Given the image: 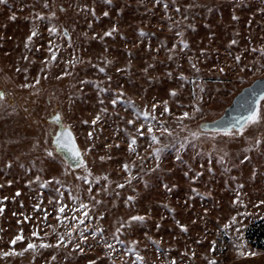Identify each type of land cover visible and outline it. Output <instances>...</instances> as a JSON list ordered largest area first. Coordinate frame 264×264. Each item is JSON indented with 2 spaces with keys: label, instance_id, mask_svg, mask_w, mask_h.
I'll use <instances>...</instances> for the list:
<instances>
[{
  "label": "rangeland",
  "instance_id": "1",
  "mask_svg": "<svg viewBox=\"0 0 264 264\" xmlns=\"http://www.w3.org/2000/svg\"><path fill=\"white\" fill-rule=\"evenodd\" d=\"M59 2L68 8L63 16ZM53 26L57 31L50 30ZM64 29L71 41L63 36ZM261 46L264 0L0 4V90L6 93L0 102V264H131L135 252L126 249L133 240L144 264H172L173 259L175 264H209L213 259L217 264H264V121L236 137L200 129L201 123L221 117L245 87L264 78ZM119 86L123 97L112 104ZM157 101H167L173 113L160 117L165 105L159 103L158 118L180 136H189L183 148L173 143L159 159L153 153L158 145L149 146L148 121L139 114L145 107L152 111ZM260 106L264 112V100ZM196 107L201 111L184 124L189 131L199 130L200 139L176 127L179 114ZM55 111L76 135L87 167L72 169L57 152L54 157L45 154L46 148H55L48 121ZM97 114L101 119L93 125ZM141 123L145 136L136 131ZM132 136L137 138L135 152L128 147ZM256 141L260 143L253 147ZM224 152L228 155L221 162ZM89 188L95 199H90ZM237 197L240 202L234 203ZM80 203L88 205L84 223L62 225L57 219L60 204L67 205L64 216L76 208L74 214L81 217L85 210ZM242 213L248 215H238ZM136 215L143 221H129ZM233 216L242 222L243 236L235 231L237 224L224 228ZM121 220L125 228L114 240ZM21 228L25 239L17 241V251L30 241L39 245L43 240L51 247L39 249L34 261L31 250L4 257ZM97 228L103 233L93 234ZM36 230L39 238L32 236ZM80 232L86 241L79 240ZM59 235L66 239L57 247ZM105 240L113 245L111 253ZM249 251L255 255L240 254Z\"/></svg>",
  "mask_w": 264,
  "mask_h": 264
},
{
  "label": "snow or ice",
  "instance_id": "2",
  "mask_svg": "<svg viewBox=\"0 0 264 264\" xmlns=\"http://www.w3.org/2000/svg\"><path fill=\"white\" fill-rule=\"evenodd\" d=\"M7 0H0V4H6ZM44 6L48 7V0H43ZM165 7H167V5H165ZM177 11H179V8L177 7ZM105 15H107V13H104ZM51 15L54 17L55 16V12H52ZM41 17H43V13L40 14ZM13 19L15 18L14 16L12 17ZM51 31L55 32L57 31V29L55 28V26H53L51 29ZM65 32H67V30L65 29ZM110 34V33H109ZM33 35H35V32H33ZM141 35H144L143 30H141ZM178 35H180L178 33ZM29 40H31V36L28 38ZM233 43H235V41H233ZM256 49H253V51H255ZM260 54L264 55V46H261L260 48ZM53 59H55V57L53 56ZM235 59L237 61L240 60V57L237 56L235 57ZM196 66L193 65V68H195ZM101 71H103V69H101ZM196 71H199V69H196ZM221 71H224L223 68H221ZM170 75V74H169ZM181 78L182 79H186L183 74H181ZM27 79V77H26ZM109 79H111V77H109ZM37 83L39 82L38 80L36 81ZM25 86H30V85H25ZM201 92H204V89L201 88ZM262 93H264V89H262ZM171 95L174 97L176 95V91L175 89L172 90ZM6 97V93L3 90H0V102L4 101ZM123 97V86H119V92L116 96L115 99H113L111 101L112 104H116L121 98ZM200 99L202 100L203 97L201 96ZM260 99L264 100V94L260 95ZM101 103H103V101H101ZM129 103H132L131 101H129ZM159 103H163L165 105L164 109L162 112L159 113L160 117L165 116V114L167 115H173V113L171 112L170 108L167 106V101H157L154 102L151 105V109L152 111H148L147 107H145V109L143 110L142 113H138L142 114L143 118L145 121H148L147 124V134L150 137V141L151 143L149 144V146L151 147L152 145H158V147L153 148V153H154V157L156 159H159L160 153L161 151L168 147L169 145L173 144V143H178L180 145L181 148L184 147L185 142L189 139V136H180L178 132H176L173 127L168 124L165 120H161L158 118L157 114H156V109H157V105ZM181 107H185L183 105H181ZM245 112L247 113V115H244L240 118V120L235 123L232 124L230 127H225V128H221L218 129V132H222L224 135L228 136V137H236V136H243L246 129L253 124L259 123L261 121H264V112H262L261 106L259 105V102L256 101L255 97H253V100L251 103L247 104V106L245 107ZM104 111L106 112L107 109H104ZM201 109L199 107H196L193 109V111L190 113L187 110L182 111L179 116L177 117V123H176V127L181 129L182 131H186L189 132V135L192 138L195 139H200L201 137V133L199 132V130L197 131H189L187 128V125L184 124V120L185 119H192L194 116V113L196 112H200ZM51 119L56 122L57 124L61 125V130L57 133H55V140H54V144H55V148H46L45 154L48 157H54L56 152H60L63 153L68 159H71L77 166L79 165H84L85 167H87L86 162L84 161L83 158V152L80 149L79 145L77 144V138L76 135L72 132L71 127L70 126H63V115L62 113L55 111L52 116ZM101 119V115L97 114L95 116V118L91 121V123L93 125H95L97 123L98 120ZM83 123H88V121H83ZM128 124H133L134 121L133 120H129L127 121ZM140 129H145V124L141 123L139 125V128L136 130L138 132L139 136H145V132L144 131H140ZM159 133V134H157ZM89 137H91L92 133L89 132ZM39 143V142H37ZM260 143V141H256L255 144L253 145V147H255L256 145H258ZM137 144V138L135 136H132L130 138V143L128 145L129 147V151L130 152H135V148L133 147L134 145ZM87 151H90V149H86ZM138 155V153H136ZM227 153H221V162H224V158L227 157ZM110 158V157H109ZM105 159L104 157H101V160ZM177 159H179V156L177 157ZM244 159L247 160L249 159V157L247 155L244 156ZM123 167L126 171H128L129 176H131V171L129 170V165L125 162L123 164ZM133 167H135V165H133ZM149 171H152V169H149ZM89 175H91V172L89 171ZM80 179H84V177H79ZM37 180H39V176L36 177ZM105 179H108V177L106 176ZM130 182V181H129ZM9 184L12 183L11 180L8 181ZM31 183V182H29ZM57 183H59V181H57ZM117 187L119 188H123L124 185L123 184H118ZM165 188H168V185H165ZM170 190V189H169ZM91 188H89V195H90V199H95V197L91 196ZM100 191H103V189H100ZM193 192L196 191V189H192ZM17 195H19V190L17 191ZM3 199H7V197H4ZM61 199H62V194H61ZM74 200H77L78 197H73ZM133 197H128V201H132ZM51 202V201H50ZM235 202H240L239 201V197H237ZM96 203H101V201H96ZM242 203V202H241ZM260 203H264V201H260ZM37 209L40 208V204H37L35 206ZM67 205L64 204H60L58 210H57V219L59 220V222L63 225L65 221H75L79 224H83L84 223V219H86L89 215V213L87 212V207L88 205L84 204V203H80L79 204V209H84L85 211H83L82 216L81 217H77L74 213L77 211L76 208H73L72 211V215L70 217L68 216H64V212L66 209ZM4 211V206L0 205V213H3ZM45 221L47 220V216L48 213L45 212ZM102 215V214H101ZM238 215H248V213H242V214H238ZM25 220L28 219L27 216L24 217ZM144 217L143 216H132L129 217V221H143ZM19 223V221H18ZM232 224H237L238 226L235 228V231L238 233L239 236H243V233L240 232V227H242V222H238L237 221V216H233L231 217V223L230 224H225L224 228L225 229H231ZM46 227H50V225L45 224ZM128 226H131L130 224ZM182 229H184L185 231H187L186 227L184 225H180ZM158 227V226H157ZM125 228V222L123 220H121L119 222V227L116 228L115 233L113 235V239L114 240H119V234L122 232V230ZM69 233H72L74 230L69 228L68 229ZM103 233V229L101 228H97L93 231V234L95 233ZM45 235H47V233H45ZM145 235H147L145 233ZM32 236L33 237H40V233L38 230L33 231L32 232ZM24 235H23V229H20V233L18 235H16L11 241L10 244L13 246L9 251L7 252H3L2 255L4 257L11 255H23L25 251L31 250L34 255H33V261L35 260V253L39 251V249H44V248H49L51 247V245L48 242H45L43 240H41L40 244L37 245L34 242H28L27 246L25 249H21L19 251H17V249L14 247L17 244V241H23ZM65 236L64 235H59V238L56 241V246L59 247L62 245V242L65 241ZM68 239H71V236L69 235ZM79 240L81 241H86L87 237L84 235L83 232L79 233ZM120 243H124V241L120 240ZM138 242L136 240L131 241V244L133 245L132 248L126 249V251H134L135 252V256L136 259L134 261L131 262V264H144V257L141 255V253L139 251H136L135 249V245ZM153 243H155V241H153ZM105 246L109 249V252L111 253L112 251H114L113 249V245L111 243H108L107 240H105ZM75 248L79 249V251L83 252L84 249L80 246L79 243H76ZM216 250V245H215V241L212 242V251ZM241 255H255V253L249 251L247 253L241 252ZM194 255V253H193ZM53 259H55V257H53ZM89 264H95L94 261H89ZM172 264H175V260L173 259ZM209 264H217V262L213 259L211 261H209Z\"/></svg>",
  "mask_w": 264,
  "mask_h": 264
},
{
  "label": "water",
  "instance_id": "3",
  "mask_svg": "<svg viewBox=\"0 0 264 264\" xmlns=\"http://www.w3.org/2000/svg\"><path fill=\"white\" fill-rule=\"evenodd\" d=\"M57 10L60 16H63L65 13L68 12V8L62 2H59L57 4ZM63 36L66 37L68 41H71V36L68 31L65 32V29L63 30ZM262 89H264V78H259L255 80L251 85L245 87L240 93H238L234 97L232 103L225 109L221 117L211 122L201 123L200 129L206 132H218V129L230 127L232 124L237 123L242 116L247 115L244 109L247 104L252 102L253 97H255L256 101H258L260 105V103L262 102V100L260 99V95L264 94L262 93ZM60 130L61 125H59L58 132ZM54 140L55 136L53 137L52 141V145L55 147ZM57 153L64 158V160L72 169H77L81 166H77L71 159H68L63 153H60L58 151Z\"/></svg>",
  "mask_w": 264,
  "mask_h": 264
},
{
  "label": "flooded vegetation",
  "instance_id": "4",
  "mask_svg": "<svg viewBox=\"0 0 264 264\" xmlns=\"http://www.w3.org/2000/svg\"><path fill=\"white\" fill-rule=\"evenodd\" d=\"M48 121L51 125V133H52V138H53L55 136L54 134L57 133L59 130V124L54 122L51 118Z\"/></svg>",
  "mask_w": 264,
  "mask_h": 264
},
{
  "label": "trees",
  "instance_id": "5",
  "mask_svg": "<svg viewBox=\"0 0 264 264\" xmlns=\"http://www.w3.org/2000/svg\"><path fill=\"white\" fill-rule=\"evenodd\" d=\"M202 130V129H201Z\"/></svg>",
  "mask_w": 264,
  "mask_h": 264
}]
</instances>
